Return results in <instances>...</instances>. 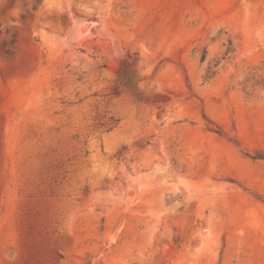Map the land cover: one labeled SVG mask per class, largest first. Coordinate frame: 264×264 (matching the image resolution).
Masks as SVG:
<instances>
[{
  "label": "rangeland",
  "instance_id": "1",
  "mask_svg": "<svg viewBox=\"0 0 264 264\" xmlns=\"http://www.w3.org/2000/svg\"><path fill=\"white\" fill-rule=\"evenodd\" d=\"M0 264H264V0H0Z\"/></svg>",
  "mask_w": 264,
  "mask_h": 264
}]
</instances>
